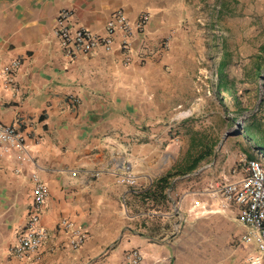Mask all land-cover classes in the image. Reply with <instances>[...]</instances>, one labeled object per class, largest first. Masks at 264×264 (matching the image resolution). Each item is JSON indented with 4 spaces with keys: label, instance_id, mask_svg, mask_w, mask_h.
<instances>
[{
    "label": "crops",
    "instance_id": "0c3cea01",
    "mask_svg": "<svg viewBox=\"0 0 264 264\" xmlns=\"http://www.w3.org/2000/svg\"><path fill=\"white\" fill-rule=\"evenodd\" d=\"M64 9L102 36L122 10L133 25L130 49L121 51L118 34L112 52L66 57L53 34ZM143 14L149 21L139 30ZM204 53L185 0H0V122L20 129L31 158L0 154V264H130L133 250L144 264H250L256 247L242 242L238 208L223 209L218 189L242 178L247 156H228V126L200 90ZM13 61L20 65L8 85ZM189 113L200 120L189 125V142L203 137L212 155L202 164L211 163L173 177L165 200L145 197L178 170ZM127 172L136 189L117 183ZM33 173L50 191L41 213L49 239L19 260L11 249L33 213ZM62 220L86 232L81 249L70 247Z\"/></svg>",
    "mask_w": 264,
    "mask_h": 264
},
{
    "label": "built area",
    "instance_id": "2783aa9c",
    "mask_svg": "<svg viewBox=\"0 0 264 264\" xmlns=\"http://www.w3.org/2000/svg\"><path fill=\"white\" fill-rule=\"evenodd\" d=\"M149 16L143 14L137 28H145ZM55 39L60 43L66 57L76 59L86 57L100 49L112 52L118 34L123 35L120 49L126 53L130 49L129 38L133 34V25L122 10L116 11L107 23L105 34L102 36L86 27L74 23V13L70 10H61L53 31ZM221 36V33L217 31ZM169 46V41L164 44ZM18 61H13L4 68L7 84L13 82L12 71L19 67ZM78 103V100H73ZM191 115L190 113L188 114ZM15 153L18 162H31L29 147L25 135L17 126H7L0 122V154ZM243 175L239 181L224 180L218 187L220 196L227 206L238 208L237 221L243 230L242 242L256 247L255 253L249 258L250 264H264V161L262 154L258 158L245 157L241 161ZM102 171H92L91 178H99ZM117 183L131 188H137V180L127 172L116 177ZM34 205L27 227L21 234L18 244L11 249V254L19 260L31 258L49 239V232L41 224V213L50 197L48 186L40 179L37 173L32 175ZM69 236V244L73 250H79L87 240V234L69 220L60 223ZM130 264H144L141 251L133 250L127 256Z\"/></svg>",
    "mask_w": 264,
    "mask_h": 264
},
{
    "label": "rangeland",
    "instance_id": "374dc122",
    "mask_svg": "<svg viewBox=\"0 0 264 264\" xmlns=\"http://www.w3.org/2000/svg\"><path fill=\"white\" fill-rule=\"evenodd\" d=\"M185 1L189 5V33L201 31L206 51L202 75H206L208 79L200 84V90L206 92V103L214 111L219 109L220 115L216 116L228 126V156L233 154L241 157L248 152L249 156L259 157L260 152L252 150L242 136L234 134L254 119L264 129V0ZM224 62L227 67L223 71L221 64ZM218 71L224 72L225 80L233 87L241 111L233 105L232 97L223 91L218 93ZM192 116L195 115L189 116L190 124L184 129L185 139L178 142L180 153L176 161L177 169L187 163L188 157H196L202 150L204 138L200 135L194 143L189 142V125H196L198 122L197 125L200 126V120H192ZM198 132L201 133V129ZM210 163L211 161H207L202 166ZM233 167L241 168L238 162ZM198 182L197 180L196 183ZM191 184L189 182V186Z\"/></svg>",
    "mask_w": 264,
    "mask_h": 264
},
{
    "label": "trees",
    "instance_id": "16d2710c",
    "mask_svg": "<svg viewBox=\"0 0 264 264\" xmlns=\"http://www.w3.org/2000/svg\"><path fill=\"white\" fill-rule=\"evenodd\" d=\"M221 67L224 71L227 67L226 62L221 64ZM218 72L220 78V89L218 90V93L221 94V91H223L227 94V96L232 97L233 105H235L241 111L242 109L238 99L236 98L233 87L229 84V82L225 80L226 76L224 72ZM234 135L242 136V139L250 145L252 150L258 151L264 156V129L257 120L254 119L247 122L243 128H239L238 130H236ZM201 149L202 150L198 154V156H190V158L188 157L187 163L184 166L180 167V169L175 170V172L170 171L160 177L158 181L153 185V189L147 192L145 197H155L160 198L162 201L165 200L166 195H164V193L170 187V180L173 177L196 171L202 165V163L212 155L211 147L201 146ZM245 154L249 159H254V157L249 156L248 152H245Z\"/></svg>",
    "mask_w": 264,
    "mask_h": 264
}]
</instances>
